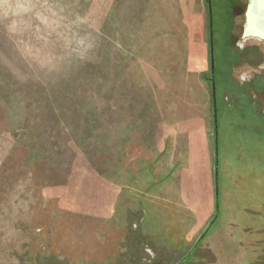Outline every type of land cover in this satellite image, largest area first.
I'll return each mask as SVG.
<instances>
[{"label": "rangeland", "instance_id": "rangeland-1", "mask_svg": "<svg viewBox=\"0 0 264 264\" xmlns=\"http://www.w3.org/2000/svg\"><path fill=\"white\" fill-rule=\"evenodd\" d=\"M246 2L210 0L220 104L228 66L237 82L264 75V43L241 38ZM166 5L175 3L0 0V264H176L192 250L187 264L252 263L238 201L195 248L212 211L177 187L194 162L213 174L207 35L165 52L156 31ZM238 45L262 59L238 62ZM173 209L176 225L201 217L180 239L152 223Z\"/></svg>", "mask_w": 264, "mask_h": 264}, {"label": "flooded vegetation", "instance_id": "flooded-vegetation-1", "mask_svg": "<svg viewBox=\"0 0 264 264\" xmlns=\"http://www.w3.org/2000/svg\"><path fill=\"white\" fill-rule=\"evenodd\" d=\"M239 1L242 2L243 0H237L236 7ZM247 3L248 0L241 14L244 17V23ZM242 34L243 29L241 38ZM255 35H258V31ZM238 47L244 52L238 53V62H245V59L254 56L259 61L262 59V53H259L260 51L256 48L239 45ZM247 50L255 53H245ZM240 66V64L237 65L238 68ZM258 67H260V63L255 66V68ZM262 68L264 71V67ZM232 70L231 66H228L227 78L222 85L224 97H222L221 104L216 92L214 66L213 70L210 67L209 71L208 84L211 94V134L213 138V174L211 173L213 176V180L211 176L213 207L212 215L206 227L195 241V248L201 245L204 238L209 236L220 220L228 221L230 216L227 215V212H223L228 200L231 202L238 201L239 211L237 210L238 217L235 218L236 226L238 230L248 231L252 235L251 242L254 249L251 264H264V108L262 112L259 110L260 96L264 92V75L249 73L248 80L237 82L233 80ZM229 84L233 86L230 89L235 88L234 91L228 88ZM229 98L233 101L232 103L228 102ZM213 101H215V107ZM221 106L222 116L219 117ZM251 120L255 122L252 126L247 124ZM220 122L226 125L225 129L220 128ZM235 192L239 197L237 200L234 196ZM193 251H190L176 264H187Z\"/></svg>", "mask_w": 264, "mask_h": 264}, {"label": "crops", "instance_id": "crops-1", "mask_svg": "<svg viewBox=\"0 0 264 264\" xmlns=\"http://www.w3.org/2000/svg\"><path fill=\"white\" fill-rule=\"evenodd\" d=\"M169 2V0H166V3ZM171 2L175 3L174 7H168L169 5H166L164 7V9L168 12V17H166L165 20H163L162 22L159 21L158 24V31L156 32H160L161 34L164 35V38L162 41H165L166 44H169L166 46L165 52L167 53H181L183 51H185L184 49L181 48V44L182 42H187V41H196L198 33L200 31L203 32L202 30L205 29V34L207 35V39L204 38V41L206 43L207 46V51L209 53V66H210V53H211V41H210V30H209V11H208V5L206 4V0H185V3L182 4L181 0H171ZM205 13V21H203V19L201 18V15H204ZM160 15L162 16V14L160 13ZM164 22V23H163ZM191 37V38H190ZM191 39V40H189ZM242 39H246L243 38ZM148 41V40H147ZM145 41V42H147ZM159 44V49L163 48L164 45H161V42ZM203 43V39L201 40ZM165 44V45H166ZM179 47L181 49H179ZM163 50V49H162ZM148 53H151L150 51ZM202 169H206L205 172L202 171ZM207 169H209L208 164L204 163V165L200 162H194L191 164L190 167V174H189V179H190V183L187 186L186 182L185 185L186 187H177L178 191L182 190L184 188V191H188L191 195L192 198V202H193V206L196 205L195 207L197 208L200 207L202 210H207L212 211V189H211V178H208L209 173L207 172ZM171 173V175L176 176L177 173L175 174ZM188 172H185V174ZM173 177V176H172ZM180 179V176H177V183L178 180ZM206 185V187L204 188L203 186ZM208 186V189H207ZM202 188V192H199L198 190ZM210 191V192H209ZM159 198V197H158ZM159 205H160V199H158ZM197 203V204H196ZM174 206V205H172ZM177 206V208L175 207ZM175 208L177 209V211L181 214V212L179 211V207L178 204H175ZM160 207V206H159ZM195 209V208H194ZM200 209V210H201ZM209 209V210H208ZM175 209L172 210L171 216H169L171 220L169 221H164L158 219L157 216V220L156 217L153 216V226H155V222L158 221V231H163L160 228L167 222L168 227L170 228V224L172 223V227L173 229H169L167 228L169 231L168 232H173L172 234L177 236V239L181 238V233L184 231H187L186 233L190 232L192 233V231H194L195 228V224L196 221H199L201 219V217L198 218L199 215H196V213H194L193 210L192 213L190 212V216L192 217V220H190V225L188 226H184V222H178L176 218V212ZM197 212V210H196ZM157 213V212H156ZM162 213V212H160ZM159 214V213H158ZM162 215H164V213H162ZM155 217V218H154ZM186 218L187 217H183ZM174 221V226H173V221ZM164 233H166V231L164 230ZM220 240V239H219Z\"/></svg>", "mask_w": 264, "mask_h": 264}, {"label": "water", "instance_id": "water-1", "mask_svg": "<svg viewBox=\"0 0 264 264\" xmlns=\"http://www.w3.org/2000/svg\"><path fill=\"white\" fill-rule=\"evenodd\" d=\"M209 14H210V0H208ZM254 25L255 28L261 33V35L246 34V31L250 25ZM211 37V32H210ZM243 38H253L264 43V0H248L247 9L245 12V23L243 25ZM212 51V44H211ZM210 67L213 70L212 53L210 55ZM214 107H215V101ZM216 122V115L214 110V123Z\"/></svg>", "mask_w": 264, "mask_h": 264}, {"label": "bare ground", "instance_id": "bare-ground-1", "mask_svg": "<svg viewBox=\"0 0 264 264\" xmlns=\"http://www.w3.org/2000/svg\"><path fill=\"white\" fill-rule=\"evenodd\" d=\"M258 30L255 28V26L252 24L246 31V34H252L255 35ZM258 35H261V33L258 31Z\"/></svg>", "mask_w": 264, "mask_h": 264}, {"label": "trees", "instance_id": "trees-1", "mask_svg": "<svg viewBox=\"0 0 264 264\" xmlns=\"http://www.w3.org/2000/svg\"><path fill=\"white\" fill-rule=\"evenodd\" d=\"M206 4L208 5V0H206ZM208 9H209V7H208ZM209 11V10H208ZM209 30H211V28L209 27ZM210 43H212V39H210ZM210 55H211V53H210ZM210 71V70H209ZM207 81H209V79H207Z\"/></svg>", "mask_w": 264, "mask_h": 264}]
</instances>
